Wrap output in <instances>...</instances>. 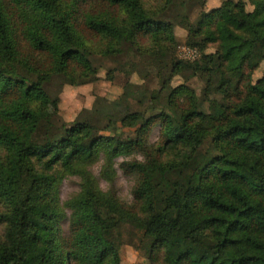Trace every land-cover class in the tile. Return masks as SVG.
Returning a JSON list of instances; mask_svg holds the SVG:
<instances>
[{
    "label": "trees",
    "instance_id": "trees-1",
    "mask_svg": "<svg viewBox=\"0 0 264 264\" xmlns=\"http://www.w3.org/2000/svg\"><path fill=\"white\" fill-rule=\"evenodd\" d=\"M162 1L148 10L144 0H0V264H121L117 246L103 236L108 224L131 225L153 256L164 252L165 264H264V75L253 82L247 69L257 43H264V0H222L198 29L186 11L170 15L174 0ZM176 25L187 29V44L202 56L176 61L175 71L192 67L215 85L225 97L224 114L213 117L194 90L166 83L157 112L133 110L131 91L66 126L61 138L32 141L56 100L3 65L63 73L81 85L97 78L94 58L121 54L123 43L139 51L173 49ZM210 45L214 52H206ZM142 96L139 103L147 93ZM114 113H126L121 127L94 124L93 115ZM135 150L144 160L121 164L138 176L134 204L127 205L113 165ZM101 157L107 190L87 169ZM62 173L82 179L80 193L66 204L68 231Z\"/></svg>",
    "mask_w": 264,
    "mask_h": 264
},
{
    "label": "rangeland",
    "instance_id": "rangeland-1",
    "mask_svg": "<svg viewBox=\"0 0 264 264\" xmlns=\"http://www.w3.org/2000/svg\"><path fill=\"white\" fill-rule=\"evenodd\" d=\"M183 0H174L172 17H180L187 12L194 29L200 27L201 21L206 14L216 8L222 0H207L196 2L188 0L186 8H183ZM162 0H144L148 10L157 9L162 5ZM250 9V6H248ZM186 11V12H185ZM176 44L173 49L156 52L135 50L130 42L123 43L124 51L114 56L98 55L93 62L98 67L97 78L88 83L75 85L70 76L63 73L40 74L31 70L28 66L10 61L1 67L2 70L17 73L28 81L40 83L48 91L52 99L56 100L44 112L32 141L35 144H45L50 140L61 138L66 131V126L74 123L77 119L91 118L96 108H103L108 102L116 101L127 92L134 91L130 98V106L133 110L157 112L163 109V89L166 83L177 87L186 85L194 90L200 98L203 108L213 117H220L225 113L223 103L224 94L215 86L208 85L200 74L192 67L183 66L175 71L176 61L193 62L201 58L202 52L187 44L188 31L181 25L175 26ZM130 34H127V39ZM151 44L146 41V45ZM196 54H194V52ZM215 45H210L206 52H214ZM248 71L253 82H256L264 75V43L258 42L256 52L248 63ZM132 89V90H131ZM147 93L145 102L139 103V97L143 99ZM126 113H114L110 116H103L94 119L97 128L102 129L109 122H115L121 127V120ZM103 130V129H102ZM127 130L126 133H128ZM106 133V131H101ZM159 136V127H156L151 134V141L155 142ZM94 135L83 143L88 147ZM4 154V151L1 150ZM144 160L141 151L135 150L130 154L122 155L114 159L116 172V185L119 197L127 205L134 204L133 191L137 185L138 176L127 174L121 168L125 161ZM104 168L103 157L90 163L87 166L95 179L99 182L102 190H107L109 185L102 175ZM62 180L59 183V197L64 213L67 216L62 222L65 231L69 228V217L71 209L66 205L69 200L77 196L82 188V179L78 174L62 173ZM4 233V225L0 224V237ZM103 236L106 242L117 246L121 258V264H165L161 252L158 257L153 256L149 250V244L144 236L125 224L122 227L105 225Z\"/></svg>",
    "mask_w": 264,
    "mask_h": 264
},
{
    "label": "built area",
    "instance_id": "built-area-1",
    "mask_svg": "<svg viewBox=\"0 0 264 264\" xmlns=\"http://www.w3.org/2000/svg\"><path fill=\"white\" fill-rule=\"evenodd\" d=\"M194 52V54H196V52L195 51H193Z\"/></svg>",
    "mask_w": 264,
    "mask_h": 264
}]
</instances>
